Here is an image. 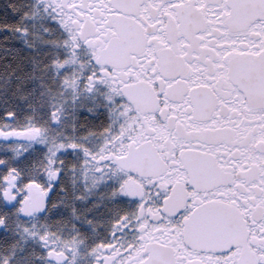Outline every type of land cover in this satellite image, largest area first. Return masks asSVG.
<instances>
[{
	"label": "snow or ice",
	"instance_id": "1",
	"mask_svg": "<svg viewBox=\"0 0 264 264\" xmlns=\"http://www.w3.org/2000/svg\"><path fill=\"white\" fill-rule=\"evenodd\" d=\"M0 264H264V0H2Z\"/></svg>",
	"mask_w": 264,
	"mask_h": 264
},
{
	"label": "flooded vegetation",
	"instance_id": "2",
	"mask_svg": "<svg viewBox=\"0 0 264 264\" xmlns=\"http://www.w3.org/2000/svg\"><path fill=\"white\" fill-rule=\"evenodd\" d=\"M0 2H2V0H0Z\"/></svg>",
	"mask_w": 264,
	"mask_h": 264
}]
</instances>
